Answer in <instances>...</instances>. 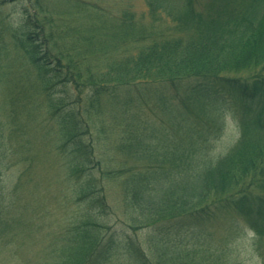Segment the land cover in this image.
<instances>
[{
    "label": "trees",
    "instance_id": "16d2710c",
    "mask_svg": "<svg viewBox=\"0 0 264 264\" xmlns=\"http://www.w3.org/2000/svg\"><path fill=\"white\" fill-rule=\"evenodd\" d=\"M1 1L0 9L31 7L20 12L14 47L0 40V169L19 147L20 126L2 132L19 124L15 105L41 96L58 118L59 158L85 206L42 264H110L118 250L134 264H230L225 250L207 256L174 241L190 224L231 213L254 232L264 264V0H144L149 16L129 6L114 18L100 0ZM164 16L173 27L162 26ZM116 45L131 53L110 57ZM12 48L17 59L8 58ZM220 97L234 101L241 126L225 151L205 136L215 127L205 108ZM148 111L169 112L171 128L153 127ZM118 208L122 235L104 222ZM9 212L0 196V236L14 241Z\"/></svg>",
    "mask_w": 264,
    "mask_h": 264
},
{
    "label": "rangeland",
    "instance_id": "374dc122",
    "mask_svg": "<svg viewBox=\"0 0 264 264\" xmlns=\"http://www.w3.org/2000/svg\"><path fill=\"white\" fill-rule=\"evenodd\" d=\"M100 1L111 13V18L122 15L129 6L134 13H137L136 16L145 13L147 16L150 15L144 0ZM27 6L31 7L29 2L24 1L19 4L11 3L0 9V40L8 41L11 47H14L15 40H19V35L13 34V29L20 26L22 17L20 12H23V7ZM161 21L164 28L173 27L168 17L164 16ZM147 41L144 40V42ZM120 46H115L110 57L118 59L125 53L126 55L131 53L120 50ZM129 46L132 47L133 42ZM131 51L135 52L136 48H132ZM18 55L21 56L17 50L13 49L8 58L17 59ZM71 92H74V88ZM40 97L19 101L15 105V110L18 112L22 110L20 125L14 122L2 129L3 137L8 135L10 137L12 127L17 128L15 125L20 126L21 131L13 137L19 146L17 154L11 161L9 157L0 169V196L6 198L10 209L8 217L14 223L7 218L6 221H11L17 228L16 233L14 232L15 236L11 232L12 235L9 236H14V241L9 240L8 237L4 240V237L0 236V264H42L58 245L55 237L65 231L69 221L75 220L76 214L81 215L83 210L85 211V206L77 202L74 187L68 182L64 161L59 158L64 136L60 133L58 118L56 119L51 109L49 110L45 103H42ZM181 107L179 102L173 104V109L175 108L176 111ZM205 109L209 111L215 124V127L206 125L205 136L208 137L215 151H225L241 135L237 106L231 98L220 97L209 102ZM148 114L147 120L153 127L171 128L169 112L154 115L148 111ZM198 114L195 112L187 116V123L197 122ZM2 118L4 117L0 114V121ZM105 122H112V116H107ZM106 140L110 142L109 139ZM106 140L104 139V142ZM25 142L27 144H24ZM101 146L100 150H105L104 145L101 144ZM21 177L24 186L16 191L15 186L20 183ZM113 196L117 198L114 191ZM112 202L117 206L120 203L119 199ZM121 209L118 208L117 213L110 215L108 222H104L111 225L113 231L117 230L122 235V230L127 229L123 220L127 218ZM18 230L20 234L17 233ZM128 232L134 235L130 230ZM144 234H146L144 231L140 233L142 239ZM174 244L177 248H196L199 251H205L204 254L207 256L225 250L229 253L230 264H263V259L254 244V232L241 217L234 213L218 214L205 223L190 224L182 228V233L176 238ZM110 258L112 260L110 264H134L132 256L123 250L115 251ZM224 264L227 263L224 262Z\"/></svg>",
    "mask_w": 264,
    "mask_h": 264
}]
</instances>
